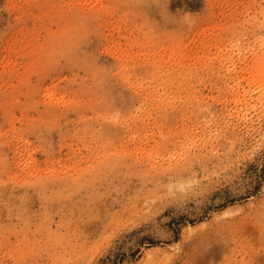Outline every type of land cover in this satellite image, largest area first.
<instances>
[{
    "label": "rangeland",
    "instance_id": "rangeland-1",
    "mask_svg": "<svg viewBox=\"0 0 264 264\" xmlns=\"http://www.w3.org/2000/svg\"><path fill=\"white\" fill-rule=\"evenodd\" d=\"M0 264H264V0H0Z\"/></svg>",
    "mask_w": 264,
    "mask_h": 264
}]
</instances>
